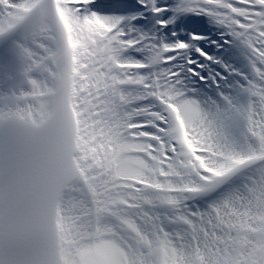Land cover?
<instances>
[{
    "label": "snow or ice",
    "instance_id": "6c2138e0",
    "mask_svg": "<svg viewBox=\"0 0 264 264\" xmlns=\"http://www.w3.org/2000/svg\"><path fill=\"white\" fill-rule=\"evenodd\" d=\"M0 264H264V0H0Z\"/></svg>",
    "mask_w": 264,
    "mask_h": 264
}]
</instances>
